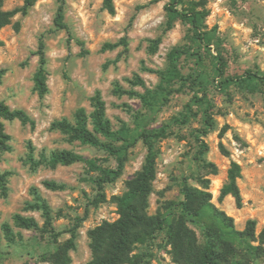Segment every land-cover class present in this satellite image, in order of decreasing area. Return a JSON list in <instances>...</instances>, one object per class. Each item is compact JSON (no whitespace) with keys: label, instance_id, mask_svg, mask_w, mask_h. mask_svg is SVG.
<instances>
[{"label":"rangeland","instance_id":"1","mask_svg":"<svg viewBox=\"0 0 264 264\" xmlns=\"http://www.w3.org/2000/svg\"><path fill=\"white\" fill-rule=\"evenodd\" d=\"M113 2L115 14L110 15L102 9L101 0H63L64 30L54 25L60 1L39 0L0 30V101L11 110L25 111L33 121H3L10 150L0 151V173L7 174L6 194L0 190V228L7 223L19 236L10 243L1 233L0 264H63L64 257L59 254L70 241L68 264H86L92 259L89 231L118 218L114 197L123 194L127 182L141 170L147 152L141 141L130 148L120 177L105 184L102 193L92 181L98 174L81 163L32 167L26 159L31 144L35 161L42 153L67 149L115 168V160L103 150L68 143L59 132L50 130L54 120H72L78 108L89 112V99L96 90L105 101L114 131L121 123L132 134L165 129V135L155 141L156 174L145 216L173 213L183 199L185 183L199 189L207 186L210 202L233 219L236 230H244L249 220L255 222L252 245L262 250L249 264H264V242L260 244L264 229V84L254 79L251 86L233 83L223 89L215 69L221 57L228 76L264 74V0H181L179 10L195 8L204 13L202 31L212 35L208 45L193 40L190 26L179 19L166 29L170 0ZM23 4L24 0H4L3 9H20ZM123 38L126 47L102 50L105 44ZM40 39L45 47L48 87L42 98L33 83ZM174 48L183 50L177 61L183 81L174 85L180 90L157 112H148L137 97L113 94L115 83L131 89L128 81L135 74L155 90L159 78L150 71L166 70L168 54ZM132 89L143 93L141 87ZM199 98L204 101L195 102ZM184 116L189 117L185 123ZM206 117L211 126H207ZM232 162L240 166L236 180L240 207L231 195H221ZM45 180L65 188L47 190ZM34 193L50 208L55 236L47 231L41 212L28 207L35 202ZM14 215L34 218L38 229L17 227ZM190 228L202 242L200 231ZM132 253L145 254L152 264H181L174 262L162 231L135 244ZM240 255L239 260L246 262L243 253Z\"/></svg>","mask_w":264,"mask_h":264},{"label":"trees","instance_id":"2","mask_svg":"<svg viewBox=\"0 0 264 264\" xmlns=\"http://www.w3.org/2000/svg\"><path fill=\"white\" fill-rule=\"evenodd\" d=\"M37 1L39 0H24L22 8L7 11L3 9L4 0H0V30L10 25L12 18L17 13L25 15ZM59 1L60 5L54 18V25L58 29L66 30V25L63 22V0ZM180 4L181 0H170L169 5L166 7V29H171L173 22L179 19L190 26L193 40L205 42L208 45L212 40V35L202 31L201 25L205 17L204 13L195 8L185 12L181 11L178 9ZM101 7L108 14H115L113 0H101ZM15 29H17V25H15ZM159 41L160 38H157L154 40V44L157 45ZM78 44L83 47V43L79 42ZM119 45L126 47V39L123 38L114 44L107 43L102 50L114 49ZM156 45L153 46L152 51L155 50ZM44 48V42L40 39L36 52L38 67L33 75L34 91L40 98L48 92ZM182 54L183 50L174 48L168 54L169 65L166 70L150 71L159 78V84L155 90L147 88L142 78L135 74L128 81L131 89H125L120 84L115 83L113 94L137 97L148 112H157L168 102L172 93L180 90V87L175 89L174 85L179 81H183L177 63ZM218 61L215 69L217 76L221 78L220 85L223 89L233 83L251 86L254 79H258L264 84V74L246 72L240 76H228L225 69L226 63L221 57H218ZM2 76L3 71L0 70V84ZM199 84H202V82L200 81ZM134 87H141L143 93L133 90ZM203 96H206L205 93H203ZM202 101H204L202 98L195 100V102ZM89 106V112L85 108H78L73 113L72 120L65 118L54 120L50 124V130L59 132L68 143L78 142L82 145L103 150L113 157L116 162L115 168L104 167L94 158H87L67 149H55L47 154L42 153L39 161H35L32 156L34 149L31 144L27 145L28 154L26 157L27 162L32 167L45 164L50 168H55L58 165L69 166L81 163L87 171L98 174L92 181L96 189L102 193L105 184L114 182L122 174L130 148L138 141L146 146L147 152L141 170L127 182L126 191L114 197L118 218L112 222L104 221L89 231L92 259L86 264H152L145 254L132 253V247L135 244L145 243L148 239H153L155 231L164 232L171 246L173 260L176 263L249 264L251 258H257L260 255L259 250H262V247L252 245V242L256 240L255 222L249 220L244 230H236L233 219L218 210L210 202L211 197L206 191L207 186L199 189L186 183L183 184L181 188L183 199L176 205L173 213L163 217L147 218L144 211L151 192V184L156 174L157 151L155 141L165 135V129L160 128L157 131L143 129L136 134H132L126 124L121 123L120 128L114 131L106 116V104L99 90H96L90 97ZM13 120H18L22 124H33L25 111L11 110L0 101V151L10 150L8 145L9 136L4 131L3 121ZM188 120L189 117L184 116L182 122L185 123ZM206 123L207 126H211L208 117H206ZM223 152L225 151L223 150ZM239 174L240 166L232 162L227 173V180L221 188V195H231L237 207L241 206V196L236 183ZM6 175V173H0V190L3 195L6 194ZM43 186L51 191L65 188L63 184L52 180L43 181ZM34 194L35 202L29 204L28 207L41 212L44 225L48 228L47 231L55 236L50 208L44 200L39 198L36 193ZM13 222L22 229H38V224L32 217L14 215ZM190 226L200 231L203 238L202 242L199 241L195 231ZM1 233L10 243L15 241L16 236H19V234L13 233L9 224L4 223L0 228V245ZM260 239L262 245L264 242V229ZM72 246L73 243L70 241L62 253L59 252V255L64 257L63 264L69 263L66 254ZM241 253L246 258V262L239 260Z\"/></svg>","mask_w":264,"mask_h":264}]
</instances>
